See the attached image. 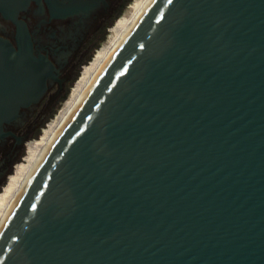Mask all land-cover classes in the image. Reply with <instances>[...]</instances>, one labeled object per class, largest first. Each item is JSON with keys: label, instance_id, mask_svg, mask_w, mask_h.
<instances>
[{"label": "water", "instance_id": "95a60500", "mask_svg": "<svg viewBox=\"0 0 264 264\" xmlns=\"http://www.w3.org/2000/svg\"><path fill=\"white\" fill-rule=\"evenodd\" d=\"M52 78L0 37V149ZM0 264H264V0H153L12 210Z\"/></svg>", "mask_w": 264, "mask_h": 264}, {"label": "flooded vegetation", "instance_id": "af4514ba", "mask_svg": "<svg viewBox=\"0 0 264 264\" xmlns=\"http://www.w3.org/2000/svg\"><path fill=\"white\" fill-rule=\"evenodd\" d=\"M129 1L30 0L18 10L15 19L0 11V37L16 47L18 38L24 37L30 41L36 55L50 59L55 78L51 79L41 101L51 97V103L58 102ZM37 106L26 109L27 117L34 114ZM41 123L36 121L24 133L20 131L22 124L7 126L16 136L8 137L1 145L0 153L5 150V154L0 159V179H5L22 163L20 159L31 143L28 145L29 136Z\"/></svg>", "mask_w": 264, "mask_h": 264}, {"label": "rangeland", "instance_id": "374dc122", "mask_svg": "<svg viewBox=\"0 0 264 264\" xmlns=\"http://www.w3.org/2000/svg\"><path fill=\"white\" fill-rule=\"evenodd\" d=\"M142 2L143 0H130L129 3L125 6L118 19L111 25V27L107 31V34L99 42L96 50L92 54V58L90 59V61L86 64V66L78 74L77 78L70 85L71 87L66 97L63 99L61 98L60 101H56L54 103H51V97L43 99V101L38 103L34 114L32 116H28L21 125L20 131L24 133L29 130L36 121L40 120L41 123V116L44 114L43 122L40 124V127L36 131H34V135L32 134L29 136L28 145L30 142L31 143L29 146H27L23 158L20 159V162L22 163L16 169L14 167V169L9 172V175H7L5 179H0V218L6 206L9 204V201L12 198L13 189L18 184L19 179L22 175V171L32 158L38 143L41 142L45 135L52 129L55 122H57V120L59 119L60 114L65 108L67 102L73 95L76 94L78 89L94 69L95 65L102 58V54L108 49L109 45L115 40L118 34L126 26L129 19L140 7ZM4 154L5 150L0 153V159H2Z\"/></svg>", "mask_w": 264, "mask_h": 264}, {"label": "bare ground", "instance_id": "6f19581e", "mask_svg": "<svg viewBox=\"0 0 264 264\" xmlns=\"http://www.w3.org/2000/svg\"><path fill=\"white\" fill-rule=\"evenodd\" d=\"M152 2L153 0H143L142 4L129 19L126 26L118 34L115 40L109 45L108 49L102 54V58L95 65L94 69L87 77V79L84 81V83L81 85V87L78 89L76 94L73 95L70 98V100L67 102L65 108L60 114L59 119L57 120V122H55L52 129L45 135L43 140L38 143L32 158L30 159L29 163L25 166V168L22 171V175L19 179L18 184L13 189L12 198L10 199L9 204L6 206L0 218V231L5 225L7 219L12 213V210L19 201L29 181L31 180L32 176L34 175L35 171L37 170L38 166L40 165L47 151L55 141L56 137L59 135V133L66 125V123L69 121V119L72 117V115L76 112L78 107L81 105L82 101L85 99V97L93 87L94 83L96 82L97 78L99 77L105 66L107 65L108 61L111 59V57L116 52L118 47L121 45L124 39L129 35V33L138 23V21L143 16V14L151 5Z\"/></svg>", "mask_w": 264, "mask_h": 264}, {"label": "trees", "instance_id": "16d2710c", "mask_svg": "<svg viewBox=\"0 0 264 264\" xmlns=\"http://www.w3.org/2000/svg\"><path fill=\"white\" fill-rule=\"evenodd\" d=\"M122 10H123V9H122ZM122 10H121V11H122ZM118 17H119V16H118ZM118 17H117L115 20H117ZM103 38H104V37H103ZM91 58H92V55L89 57V59L86 61V63H84V65L82 66L81 70L86 66V64L90 61ZM81 70H80V72H81ZM80 72H79V73H80ZM79 73H78V74H79ZM78 74H77V76H78ZM77 76H76V78H77ZM76 78H75V79H76ZM70 87H71V86H70ZM70 87L68 88L67 92L63 95L62 99L66 97V95H67V93H68ZM6 188H7V187H6ZM6 188H5V189H6ZM4 191H5V190H4Z\"/></svg>", "mask_w": 264, "mask_h": 264}]
</instances>
